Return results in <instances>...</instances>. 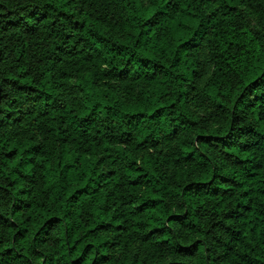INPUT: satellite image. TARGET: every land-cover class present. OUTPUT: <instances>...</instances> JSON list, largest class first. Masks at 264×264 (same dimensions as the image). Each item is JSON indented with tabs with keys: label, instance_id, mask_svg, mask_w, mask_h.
<instances>
[{
	"label": "trees",
	"instance_id": "16d2710c",
	"mask_svg": "<svg viewBox=\"0 0 264 264\" xmlns=\"http://www.w3.org/2000/svg\"><path fill=\"white\" fill-rule=\"evenodd\" d=\"M0 264H264V0H0Z\"/></svg>",
	"mask_w": 264,
	"mask_h": 264
}]
</instances>
